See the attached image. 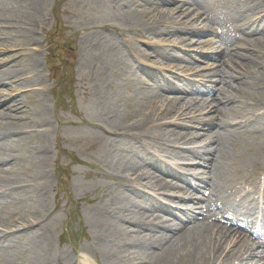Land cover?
I'll list each match as a JSON object with an SVG mask.
<instances>
[{"label":"bare ground","instance_id":"1","mask_svg":"<svg viewBox=\"0 0 264 264\" xmlns=\"http://www.w3.org/2000/svg\"><path fill=\"white\" fill-rule=\"evenodd\" d=\"M194 1L114 0L120 25L91 19L86 26L88 31H98L93 36L91 51L87 50V39L84 41L86 46L81 49L78 62H104L101 76L93 79L97 86L99 83L108 88L120 85L114 63L131 62L138 66L139 72L134 85L131 82L132 92L125 98V107L118 104L117 88L105 93L100 87L96 97L100 115L96 127L112 139L109 147L138 157L137 169L117 161L112 151L102 162L104 175L112 185L103 201L95 203L92 210L94 241L100 243L104 264H264V256L257 259L250 255L255 246L249 237L232 240L220 226L207 223L208 218L201 214L187 212L181 217L177 213L174 216L177 222L173 224L162 220L155 210H162L161 205L146 191L165 188L167 198L179 196L177 201L185 202L187 198L177 192L183 188L172 182L162 184L158 173L163 169L165 157L176 160L179 152L175 147L179 144L184 145L180 148L182 152L203 161V173L213 176L206 186L214 193L231 181L233 173L264 165L258 154V149L264 148V121L261 116H255L264 113V16L255 22L250 17L261 8L260 14L264 13V2L228 0L237 2L248 16L243 32L246 38L238 40L229 35L233 24L230 15L220 11L221 7L218 12L206 7L209 15L202 18L201 12L194 15V11H199L191 4ZM42 3L43 0H26L22 11L10 4L6 12L0 10V53L15 51L6 56L10 62H0V86L6 82L14 93L10 104L6 100L0 105L3 107L0 109V264H55L63 252L54 250L47 235L52 216L48 201L43 195L31 192L45 190L50 178L46 170L50 158L46 138L50 123L45 78L37 50L33 48L39 43L34 27ZM110 5L100 0L94 12L99 14ZM189 16L199 20L198 24L194 26ZM209 23L224 26L227 34L197 43L194 38L205 35ZM6 29L15 34L7 36ZM179 34H186L190 43L221 50L224 55L223 66L215 65L211 72L200 73L187 66L180 69L181 75L190 73L201 79L197 87L183 78L173 84L167 79L165 72L175 69V62L189 63L188 54L180 55L172 47L182 38ZM148 77L156 80L155 87H147ZM206 86L220 89L218 100L213 99L217 101L215 106L206 107L195 98H187L195 88ZM224 87L244 99L227 96L229 91ZM26 96L32 98L31 104L25 102ZM226 111L237 127L219 118ZM27 120L29 125L24 124ZM211 127L216 132L210 133ZM201 139L200 142L205 141L203 146L189 147ZM20 168L26 170L25 176L19 173ZM193 176L199 175L194 172ZM119 185L129 187L132 196L143 202L121 195ZM19 242L28 244V251L18 249ZM92 251L96 254L95 249Z\"/></svg>","mask_w":264,"mask_h":264},{"label":"rangeland","instance_id":"2","mask_svg":"<svg viewBox=\"0 0 264 264\" xmlns=\"http://www.w3.org/2000/svg\"><path fill=\"white\" fill-rule=\"evenodd\" d=\"M25 1L0 0V10L6 12L11 8L8 6L10 4L16 10L22 11ZM208 2L218 3L219 1L208 0ZM99 3L100 0H43L41 13L34 27L35 37L39 43L33 48L37 50L35 52L45 78L46 111L50 123V131L46 136L50 147V158L46 164V170L50 178L45 190L39 189L31 192L33 195H43L52 212L47 235L51 239L54 250L63 251L55 264H104L100 243L94 241L96 227L93 224L95 214L92 210L95 203L103 201L108 188L112 185V182L104 175L106 169L102 162L112 151L117 161H124L125 164L134 166V169L138 168L137 156L128 151L122 152L118 151V148L109 147L112 139L96 127V123L100 120L97 105L99 98H96L98 89L101 87L102 91L110 93L117 88L115 92L119 100L118 104L125 107L127 103L125 98L130 96L131 86L134 85L136 66L131 62L114 63L113 69L120 77L118 81L120 85L114 84L115 88L112 86L108 88L103 83L97 86L93 80L96 75L101 76L102 69L105 67L104 62L90 61L81 64L78 62V55L84 45L86 46L84 41L87 39L88 51H91L92 43H94L93 36L97 32L86 30V26L95 15L94 11ZM231 11L234 16L237 15L233 8ZM258 11L255 13H259ZM115 14L114 9L106 23L120 25L119 18ZM4 32L7 36L15 34L14 31L7 29ZM24 32L22 29L21 35ZM181 41L183 46L186 40ZM191 49L202 51L200 46ZM12 52L9 50L0 53V62L2 64L10 62V60L6 61V56ZM208 63H213V61ZM178 65L176 66L180 69L182 64L178 63ZM205 65V63H196L194 66H200L201 70ZM173 72L180 73L176 69H173ZM172 78L175 79V77ZM153 84L154 80L147 81V86ZM9 88L6 82L0 86V105H3L2 103L6 100L10 101L9 104L11 103L9 99H12L14 93ZM235 96L241 95L236 94ZM207 97L208 94L199 98L206 100ZM25 102L31 104L32 98L26 96ZM225 119H229V116L227 115ZM24 124L29 125L30 123L27 120ZM16 138L14 136V139ZM20 144L23 146L22 142ZM258 154L263 160L264 148L258 149ZM259 168L260 171L264 170L263 166ZM18 170L22 176H25L26 170L23 168ZM196 170L201 172L203 169L199 167ZM122 190L125 192V189ZM185 194L188 197H202L201 193L195 194L191 189H187ZM133 199L140 203L137 199ZM88 200L94 204L89 203ZM18 209L22 212V208ZM116 237H120V230L117 231ZM27 245L24 242H19L18 246L16 244L22 251L24 248L28 251ZM94 249L96 254L92 251Z\"/></svg>","mask_w":264,"mask_h":264}]
</instances>
